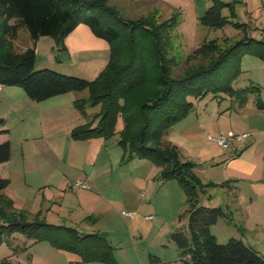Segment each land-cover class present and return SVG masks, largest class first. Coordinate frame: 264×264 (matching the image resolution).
Returning <instances> with one entry per match:
<instances>
[{
  "label": "trees",
  "instance_id": "16d2710c",
  "mask_svg": "<svg viewBox=\"0 0 264 264\" xmlns=\"http://www.w3.org/2000/svg\"><path fill=\"white\" fill-rule=\"evenodd\" d=\"M108 1L0 0V85L19 86L36 102L88 89L89 97L75 100V107L86 114L88 101L99 105L100 111L75 127L71 137L86 140L119 133L118 143L125 151L129 149L128 158H147L161 168L160 180L180 182L188 200L189 235L183 230L172 235L181 249V259L175 264H264V256L241 239L231 237L225 243L217 240L212 226L220 217L229 215L226 208L199 203V190L224 187L231 181L204 182L196 173L197 164L184 159L175 144L164 141L168 130L192 111L189 97L224 93L244 102L260 90L257 86L236 89L233 82L242 72L246 54L264 61V38L249 36L245 23L233 22L223 15L222 8L228 4L214 0L199 17L200 22L214 28L232 23L243 29V37L233 42H203L186 54L188 68L175 74L180 56L173 53V32L180 23V12L173 11L160 20L155 9L127 19ZM80 24L89 26L95 36L110 45V59L97 78L88 80L50 68L36 69L38 39L54 37L64 48L65 37ZM22 28L28 30L33 45L15 51L12 42ZM257 104L264 108L259 97ZM119 117L123 127L116 130ZM4 124V118H0V134L8 133ZM10 157V141L0 142V164ZM9 184V178L0 174V244L19 232L35 242L49 241L59 249L75 252L83 262L116 264L114 247L104 235L81 234L73 227L49 223L40 214L16 209L12 198L5 194ZM150 261L157 263L161 259L151 255Z\"/></svg>",
  "mask_w": 264,
  "mask_h": 264
},
{
  "label": "rangeland",
  "instance_id": "374dc122",
  "mask_svg": "<svg viewBox=\"0 0 264 264\" xmlns=\"http://www.w3.org/2000/svg\"><path fill=\"white\" fill-rule=\"evenodd\" d=\"M163 1L171 4L172 7L164 6L162 3H142L138 0H109L108 4L116 7L127 19H136L155 9L160 20L169 17L172 11L180 12V23L173 32V53L180 56V65L175 69V74H181L188 68L186 54L203 42L213 39H218L220 42L229 39V42H233L243 37V29L232 23H227L222 28H214L200 22L199 17L205 13L214 0ZM220 1L228 4L222 8L223 15L233 22L245 23L249 36L264 38V0ZM232 12H235V17H232ZM80 25L79 28L74 29L76 31L71 36L70 47L67 42L68 35L64 39V48L57 43L54 37H40V41L36 43L35 68H50L88 80L97 78L106 67L108 63L106 60L110 59V45L106 40L95 36L89 26ZM12 43L15 51H22L33 45L30 34L25 28L20 30L19 37ZM248 86H257L260 90L256 89L257 91L251 93L244 102L236 95L230 96L224 93L217 95L208 93L201 98L189 97L194 106L192 111L173 125L164 136L176 144L185 159L197 164L196 173L204 182L223 183L236 179L233 181L235 184L233 189L241 193H254V189L244 176L245 169L256 165L254 176L264 175V108H260L257 104L258 97L260 102L264 103V61L252 54H246L243 57L242 72L233 82V87L236 89ZM5 87H14L19 91V94L16 93L9 97L5 95L7 88L1 87L0 90V118H4L3 127L9 129L8 136L14 142L13 160L17 169L18 162H21L22 158V134L25 125L18 114L22 110L18 108L31 106L25 101L31 100L23 88ZM72 93H80L86 99L89 97L88 89ZM85 110L91 120L100 111V106H93L87 101ZM122 127L123 120L119 117L116 130ZM245 132L251 133V136L235 143L238 148L236 152H239L236 156L238 160L235 158L227 164L226 159L233 156L234 150L222 147L211 137L224 135L235 142L233 137ZM104 139L108 140V144L116 145L112 156L118 160L114 162L113 172L108 176L120 179L118 189L120 194L112 195L113 199L106 194L108 205L102 198L99 200L92 195L89 192L90 189L86 192L87 189L84 188L74 189L75 191H69L70 193L66 192L64 199L66 201L75 200L74 203H76L77 195L81 193L85 207L94 209L97 214L102 212L101 215L96 214L99 218L97 224L104 225L110 231L116 264H175L181 259V249L172 235L178 230H183L189 235L188 200L183 186L175 179L160 180L161 169L159 170L158 165L153 161L137 155L128 158L129 149L125 151L118 145L119 133ZM106 152L103 150L101 154L102 161L108 157ZM125 152L126 156L123 157ZM143 161L149 163L151 167ZM85 168L89 171L88 166ZM67 169L69 167L62 164L60 172ZM72 170V173L76 174H79L81 170L86 171L84 167ZM15 176L17 178L11 185L13 190L11 192L22 195L35 205L40 206L41 201L43 204L40 209L44 208L46 213L51 203L43 197L45 178L39 172H30L33 189L27 190L26 188L21 189L23 186L19 185L21 175L17 172ZM218 191L219 189L214 187L206 192L199 190V203L206 206H219L215 205L218 204ZM230 197L233 198V196ZM124 198L127 199V203L124 202ZM259 202V205L257 202L250 206L248 198V201L243 204L244 212L235 211L233 215L229 214L219 218L214 230L219 232L221 243L227 242L231 237L239 238L264 256V197ZM136 206H139V209H136ZM124 211L132 214H125ZM59 212V216L55 213L50 214L53 223L60 224L66 221L65 224L74 226L77 219H70L69 215L63 214L62 211ZM148 215L151 217H147ZM259 221H261L260 224H258ZM34 243V239L19 232L6 237L0 244V261L5 260L7 264H33L30 258L33 254ZM151 255L159 257L161 261L151 263ZM36 263L37 261L34 264ZM55 264L71 263L64 260Z\"/></svg>",
  "mask_w": 264,
  "mask_h": 264
},
{
  "label": "crops",
  "instance_id": "0c3cea01",
  "mask_svg": "<svg viewBox=\"0 0 264 264\" xmlns=\"http://www.w3.org/2000/svg\"><path fill=\"white\" fill-rule=\"evenodd\" d=\"M138 1L142 3H162L164 6H169L170 8L172 7L171 4L163 0ZM75 31L76 30L68 35V47H70V39L72 38V34H75ZM40 39L41 38H39L38 42ZM106 61L108 62V60ZM1 87L4 89L7 88L5 89L8 90L6 91V96L10 97L16 93L19 94V91H17L18 89L14 87H5L0 85V90ZM80 98L85 97L80 93L73 94L72 92H68L65 94L56 95L41 102H36L31 99V101L25 100L31 106H23L18 108L20 111L22 110V112L18 114L22 118V123L25 124L22 134L21 162H18V168L16 169V163L13 160L14 142L13 139L8 136V129V133L0 134V142L7 140L10 141L11 157L7 162L0 164V174L3 177L9 178L10 180L9 186L5 189V194L12 198L16 209L26 211L31 215H36L38 213L40 214L41 218L49 223H53V220L50 219L51 213H55L59 216V211H62L63 214L69 215L70 219L75 218L77 220L74 226L65 224L66 221L60 224L73 227L81 234H102L111 243L110 231L108 228L106 229L104 225H100L99 223L97 224L99 220L97 215H101L102 212L97 214L94 209L85 207V201L80 195L81 193H78V201L76 203H74L75 200L73 201L70 199L66 201L64 199L66 192L75 191L69 187L70 182L75 179H85L88 181L91 184V188H89L90 191L87 189L86 192H91V194L99 198V200L102 198V200L107 202V205L109 204V201L106 194L112 199V195L116 196L120 194V191L118 190L120 179L117 177L108 176V174L113 172L114 162L118 160L115 159V156H112L113 149L116 145L108 144V140H105L103 137H93L86 140H75L71 137V132L75 127L85 124L90 120L87 114H82L74 105L75 100ZM248 134L249 138L251 133ZM164 141L172 142L167 138H164ZM118 145L121 146L119 143ZM103 150H106V154L108 155L104 161H102L103 158H101ZM234 152L235 153L233 156L226 159L227 164L230 161L235 160L237 156L236 154L239 153L235 150ZM15 153L17 155L16 149ZM125 156L126 152L123 154V157ZM237 158L236 160H238ZM62 164L67 165L69 169L60 172ZM145 164L151 167L149 163ZM86 166H88L89 171H87L85 168ZM81 167H84L86 171L81 170L79 174L72 173V171H74L72 170L73 168L79 169ZM254 167L257 166L253 165L252 168L245 169L244 172L246 173L244 176L246 177V180L249 182L250 186L254 189V193H241L240 191L234 190L233 188L235 187V184L233 181L236 179H230L229 181L231 182L229 185L224 187H214L219 189L217 192L218 204L215 205L223 206L231 215H233L235 211L240 213L244 212L245 210L243 211V204L248 201V198L250 201V206L252 204H256L257 202V205H259V201L264 197V175L254 176ZM158 168L159 170L161 169L159 166ZM17 172L21 175V182L19 181V185L23 186L21 189H33V184L30 182V172H39L41 176L45 178L43 184L44 188L41 190L43 192V197L48 201V203H51L49 207L50 209L46 213L44 208L40 209V206L43 204L41 201L40 206L37 204L35 205L34 203L29 202V200H27L22 195L11 192L13 191L11 189V185L17 178L15 176ZM103 175H105V177ZM231 192L233 193L232 195ZM143 196H145V194H143ZM230 196H233V198ZM59 197L60 200H58ZM123 200L125 203L128 202L125 198ZM247 207L249 206L247 205ZM136 209H139V206H136ZM126 212L129 211H124L125 214ZM136 212L137 211H135V213ZM147 217L150 218L151 215H148ZM81 223L82 225H80ZM260 223L261 221H259L258 224ZM216 224L212 226V232L216 235L217 240L221 242L219 238V232L214 230V226ZM221 235L224 236V234ZM14 245L17 246L16 244ZM32 250L33 254H31L30 261L33 264L35 261H37L36 264H55L64 260L69 261L71 264H106L101 262H83L79 254L72 251L59 249L52 245L49 241L35 242L34 249Z\"/></svg>",
  "mask_w": 264,
  "mask_h": 264
},
{
  "label": "built area",
  "instance_id": "2783aa9c",
  "mask_svg": "<svg viewBox=\"0 0 264 264\" xmlns=\"http://www.w3.org/2000/svg\"><path fill=\"white\" fill-rule=\"evenodd\" d=\"M249 136L248 133H242V134H237L233 138L235 139V142L231 141V138H228L224 135H219L218 137L212 136L211 138L215 141H217L222 147L224 148H231L235 151H237V145L235 144L236 141H244L247 139ZM69 187L71 189H77V188H84V189H89L91 188V184L86 181L85 179H75L70 182ZM126 214H130L129 212H126ZM1 263V261H0Z\"/></svg>",
  "mask_w": 264,
  "mask_h": 264
}]
</instances>
